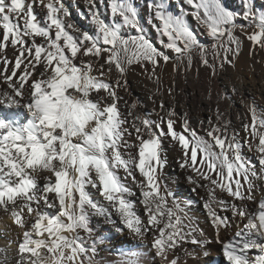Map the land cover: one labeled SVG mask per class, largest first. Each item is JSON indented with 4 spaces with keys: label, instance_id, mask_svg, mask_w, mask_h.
<instances>
[{
    "label": "snow or ice",
    "instance_id": "1",
    "mask_svg": "<svg viewBox=\"0 0 264 264\" xmlns=\"http://www.w3.org/2000/svg\"><path fill=\"white\" fill-rule=\"evenodd\" d=\"M185 3L176 14L167 0H150L154 42L132 0H108L111 22L104 0H84L92 32L63 0H0V105L29 117L0 116V213L18 230L0 247V264H106L110 242L93 217L135 245L111 264H188L208 257L213 243L224 264H264V109L248 103L249 119L236 129L219 105L239 94L240 77L214 88L236 70L245 39L250 58L264 51V10L253 0L242 13L224 0ZM169 65L185 82L208 72L207 98L217 103L199 130L164 99L176 97L175 76L163 86ZM130 75L152 83L151 112L126 99ZM173 151L196 200L170 187ZM197 201L214 238L194 214Z\"/></svg>",
    "mask_w": 264,
    "mask_h": 264
},
{
    "label": "bare ground",
    "instance_id": "2",
    "mask_svg": "<svg viewBox=\"0 0 264 264\" xmlns=\"http://www.w3.org/2000/svg\"><path fill=\"white\" fill-rule=\"evenodd\" d=\"M63 2L69 8L71 12V19L75 21L77 25L89 32L94 31V26L92 25L85 10L84 0H63ZM132 2L138 9L141 22L144 24L145 29L155 42L156 34L147 24V19L149 17L147 5L150 0H132ZM224 2L230 9L237 12L242 13L244 10V0H224ZM253 2L255 5L259 4L264 7V0H253ZM167 3L170 5V10L176 14H179L182 6L184 8L188 7L185 0H167ZM107 5L108 0H104V4L101 6V11L104 13V18L108 22H111ZM188 20L192 27H194L197 31H201L191 17H188ZM242 20L246 22L244 19ZM202 37L204 42H209L206 37L203 35ZM245 43H247V45L243 48L236 70L234 71L229 68L226 74L217 78L214 85L216 91L228 90L231 87V82L235 81L236 76L238 75L240 77V80L236 82L237 87L239 88V94L230 95V99L222 101L219 105L221 110L228 113L232 121V125L236 129H241L242 122L249 119L246 109V105L248 103L254 101L259 108L264 109V51H261L258 55L250 58L249 49L252 47V44H250L251 42ZM257 60L261 61V63H257ZM173 76H175L177 86L175 101L171 100L167 92H164V99L167 104L175 103L176 112L178 114L182 115L185 111H187L193 127H196L199 130V120H207L208 117L213 114L217 103V97L215 94H213L211 100L207 98L208 72L201 68L199 79L196 78V74L194 72H190L188 74L187 82H185L181 75L172 73V67L169 65L164 70L162 75L163 86L165 88L172 84ZM128 79L130 92L126 99H129L130 101L138 99L140 101V107L138 110L141 113L151 112L153 104L148 99V95L149 90L153 88L152 83L146 78L138 75H130ZM0 116L9 119L16 118L22 123L26 122L29 118L27 112L23 109H9L4 105H0ZM156 118L157 117L155 115L152 116V119ZM241 135H243V132H241ZM247 154L251 155V153ZM177 155L178 153L174 151L169 153L170 163L166 171L172 178L170 187L181 200H196V197L190 191L191 185L185 180V174L175 163ZM203 194L204 193L201 192V195ZM97 199L102 200V198L98 196ZM249 206L253 209L256 207L255 204H250ZM193 210L194 214L199 217L200 223L207 231L209 237L214 238L213 229L207 223L205 210L199 201H197L194 205ZM117 222L119 223V221ZM92 223L97 230V234L106 238L110 242L106 245L107 250L101 252V256L104 258L106 264H111V262L116 261L119 258L120 253L135 247L126 232L123 234L116 232L110 224L105 222L103 217H93ZM5 232L7 235L3 234ZM17 233L18 230L14 225H12L11 221L3 213H0V247L5 246L9 241H14L17 237ZM222 235L223 238L227 239L230 234ZM15 248L16 244L12 243L9 251L10 255L15 254ZM208 249L210 251V255L208 257L201 258L199 261L189 259L188 264H224L220 244L213 243L208 246Z\"/></svg>",
    "mask_w": 264,
    "mask_h": 264
},
{
    "label": "rangeland",
    "instance_id": "3",
    "mask_svg": "<svg viewBox=\"0 0 264 264\" xmlns=\"http://www.w3.org/2000/svg\"><path fill=\"white\" fill-rule=\"evenodd\" d=\"M255 7H256L257 9H259V10H264V7H262V6L259 5V4L255 5ZM242 19H243V17L241 16L239 22H240V23H246V22H244ZM193 29L196 30L194 27H193ZM200 38L203 40L202 35H201ZM245 42H249V41H246V39H245V41H244V45H243V48H244L245 45H247V43H245ZM249 43H250V42H249ZM250 44H251V43H250Z\"/></svg>",
    "mask_w": 264,
    "mask_h": 264
}]
</instances>
